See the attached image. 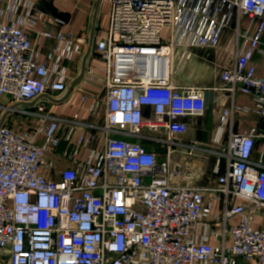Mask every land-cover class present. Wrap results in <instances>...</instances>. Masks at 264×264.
<instances>
[{"label": "built area", "instance_id": "2783aa9c", "mask_svg": "<svg viewBox=\"0 0 264 264\" xmlns=\"http://www.w3.org/2000/svg\"><path fill=\"white\" fill-rule=\"evenodd\" d=\"M101 1L108 5L97 44L104 76L87 66L81 81L105 90L91 107L97 116L103 104L104 120L76 115L62 132L46 100L69 90L66 63L83 53L85 34L40 32L56 41L41 63L32 39L42 18L36 0H0V98L26 117L0 122V264H264V229L252 226L246 209L264 208V166L252 160L261 132L232 131L221 148L202 149L219 159L216 179L195 183L197 173L187 175L188 163L174 156L188 146L180 119L204 114L207 88L173 80L177 47L189 37L200 48L218 47L233 28L234 66L214 88L229 98L217 142L235 111L264 122V71L254 63L264 54V0ZM238 93L251 104L237 106ZM88 98L83 92L81 103ZM147 142L160 144L165 157ZM189 148L192 157L198 146Z\"/></svg>", "mask_w": 264, "mask_h": 264}, {"label": "crops", "instance_id": "0c3cea01", "mask_svg": "<svg viewBox=\"0 0 264 264\" xmlns=\"http://www.w3.org/2000/svg\"><path fill=\"white\" fill-rule=\"evenodd\" d=\"M104 4L108 7L101 0H36L35 3V12L42 14L41 20L37 22L32 32V39L39 53V62L42 63L47 60V54L56 45L54 39H47L41 36L40 32L47 30L54 34L59 31H70L76 35L85 34L86 46L83 53L76 57L74 61L66 63L67 72L70 76L69 90L65 93L48 96L46 100L50 113L63 120L61 123L62 132H67V129L72 126L76 115L79 120L94 125H100L104 120V105L102 104L100 113L97 116L91 112V107L96 102L95 99L101 102L105 100V90L100 84L81 81L83 70L87 66L95 69L99 76H104L102 69L105 68L106 63L97 50L98 42L106 36L108 25L104 21ZM244 23L246 24L247 22L244 21ZM164 34H166V31ZM192 39L193 37L188 38L185 47L179 46L176 48L174 65L176 64L179 67L180 64L185 63L188 66L187 68L191 69H188V75L203 72L205 78L189 83L181 82L183 80H177L175 77L173 80L178 85H200L206 87V109L201 116H189L180 119V122L185 124L186 128L180 140L188 146L176 147L177 152L174 159L183 165L187 162L188 166L184 168L186 174L189 175V172H196L197 176L194 177L193 181L201 186H206L210 185L211 182L213 183L216 179L214 169L218 157L210 151H203L202 149L221 148L227 143L229 133L232 131L244 134L252 128H258L261 133L256 140L252 160L264 166V122L253 114L235 111L229 115V121L225 126V135L222 137L221 144L217 142L221 134V130H219L221 114L225 105L228 104L229 98L226 92L215 89L223 86L220 77L222 70L234 66L236 36L234 29L230 28L223 32L220 44L215 48H200L192 45L191 43L194 42ZM261 49L264 50V36L261 42ZM187 54H189V57L185 56ZM254 63L258 73L262 74L264 71V54H256ZM83 92L89 94V98L85 103H81V94ZM249 99L238 93L235 102L237 106H244L248 105V103L251 104ZM150 109L146 108L147 112L150 113ZM23 120H26V117L23 116ZM82 129L84 130L83 127ZM82 129L80 130L82 131ZM194 144L198 146V149L195 150L194 156L188 157L186 153L190 149L189 146ZM147 145L148 149H154L159 152L162 155L161 158L165 157V149L160 144L151 145L147 142ZM64 148L65 146L62 145L59 151H63ZM221 168V172H223L224 167L222 166ZM235 203H242V200L236 199ZM246 209L253 215L252 226L256 229H264V208H259L255 204H247ZM219 210L220 204L215 211V215L218 214ZM209 221L213 222L214 218H209ZM237 222L236 218L232 220V223ZM248 264L255 263L250 262Z\"/></svg>", "mask_w": 264, "mask_h": 264}, {"label": "rangeland", "instance_id": "374dc122", "mask_svg": "<svg viewBox=\"0 0 264 264\" xmlns=\"http://www.w3.org/2000/svg\"><path fill=\"white\" fill-rule=\"evenodd\" d=\"M103 15H104V21L106 23H108V17H107V11H108V7L104 4L103 6ZM188 66L185 65V63H182L179 65V67H177V65H174V77L177 78V80H183L181 82L184 83H189V82H196L199 80H202L205 78V74H203V72H201L200 74H187ZM178 68V69H177ZM177 69V70H176ZM191 70V69H190ZM177 72V73H176ZM10 100L6 99V98H0V122H2L5 118H9L10 120L13 121H21L23 120V115L13 111L16 108H19L21 105L19 104H11L10 105Z\"/></svg>", "mask_w": 264, "mask_h": 264}, {"label": "bare ground", "instance_id": "6f19581e", "mask_svg": "<svg viewBox=\"0 0 264 264\" xmlns=\"http://www.w3.org/2000/svg\"><path fill=\"white\" fill-rule=\"evenodd\" d=\"M166 70H169V66L167 67V69Z\"/></svg>", "mask_w": 264, "mask_h": 264}]
</instances>
